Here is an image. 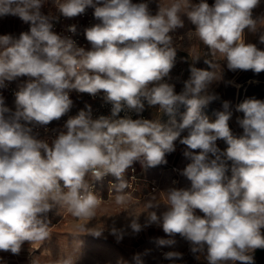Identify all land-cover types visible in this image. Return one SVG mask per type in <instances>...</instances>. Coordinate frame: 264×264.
<instances>
[{
  "label": "clouds",
  "instance_id": "1",
  "mask_svg": "<svg viewBox=\"0 0 264 264\" xmlns=\"http://www.w3.org/2000/svg\"><path fill=\"white\" fill-rule=\"evenodd\" d=\"M44 3L0 0V17L16 16L30 25L19 38L0 35V89L6 82L20 81L14 109L0 95V251L18 254L25 241L50 238L48 213L58 208L78 219L95 218L101 198L90 180L114 176L116 202L124 203L126 170L137 161L145 168L166 164V154L176 150L179 140L190 161L181 175L190 186L167 189L165 210L159 214L154 209L161 202L150 199L145 224L131 215L129 227L139 233L156 224L169 237L158 238L159 247L174 246L179 235L207 264H254L252 254L264 249V100L248 98L236 106L243 114L236 118L242 129L238 137L229 127L230 102H223L214 121L202 108L219 99L211 87L222 79L215 73L217 54L229 71L264 72V51L244 39L246 30L258 31L253 10L260 0H214L212 5L172 0L166 7L160 4L155 15L147 3L133 0H53L65 18L94 9L99 23L85 29L90 50L53 31L59 17L43 14ZM182 16L195 26L211 59L204 61L210 70L190 66V76L177 93L168 82L176 58L170 33L184 27ZM259 42L264 43V33ZM73 90L102 94L111 105L110 115L93 118L91 106L85 105L68 117L62 130H53L58 134L51 144L39 139L36 129L47 131L70 112ZM181 104L187 111L177 121L173 113ZM146 105L171 118L161 123L127 114L140 116ZM218 140L227 147L221 150ZM110 234L119 242L125 229L113 227ZM163 258L175 264L183 254L167 251ZM50 264L75 260L69 255ZM133 264H144L141 254L133 257Z\"/></svg>",
  "mask_w": 264,
  "mask_h": 264
},
{
  "label": "rangeland",
  "instance_id": "2",
  "mask_svg": "<svg viewBox=\"0 0 264 264\" xmlns=\"http://www.w3.org/2000/svg\"><path fill=\"white\" fill-rule=\"evenodd\" d=\"M51 3V0H46ZM192 3H199L200 0H191ZM209 5L214 0H206ZM133 3H139L133 0ZM172 0H154L155 11L159 6H168ZM184 20V27L181 32L184 34L182 44L176 48L175 66L170 75L172 77L169 83L175 85V90L179 93L183 88V82L190 76V66L200 69L210 70L209 66L204 63L205 59H211L209 49L195 35V26L187 19L186 16L181 17ZM253 19L257 20L258 31L252 33L246 30L244 39L248 43L255 44L260 50L264 51V43L259 42V35L264 33V0H260V4L253 10ZM20 22L16 16L0 17V34L14 36V32L19 29ZM193 32L190 36L188 33ZM216 64L215 73L217 77L222 74V79L213 83L212 90L218 94L219 99L211 102L202 108V113L207 115L210 120L216 119V113L223 111L222 104L224 101L230 102V109L233 112L232 118L229 120V127L234 136L242 134V129L236 123L237 116L242 117V113L235 111L236 106L248 98L264 100V72L254 73L253 71H229L226 62L217 54L214 58ZM240 83V86H238ZM187 111L186 105H179L173 116L180 121L182 115ZM150 120L161 121L167 123L171 118L168 114H163V110L156 107H149ZM187 133H182L186 135ZM182 144L179 140L175 142L177 150ZM227 145L222 140L219 144L221 150ZM175 150V151H176ZM174 151V152H175ZM173 152V153H174ZM152 179L161 184L163 193L149 194L145 197L140 190L133 197H127L122 204L115 201L106 202L98 206L95 218L88 220L87 218H76L72 216L66 208H58L48 213L50 238L43 242L25 241L26 248L31 250L33 247L37 249L40 256L41 264H50L51 261L67 256H73L75 264H118V262H126L133 264V257L141 254L144 264H173L172 261L163 258L161 250L179 251L183 254V258L176 260L175 264H207L202 254L197 259L190 251V245L187 241L183 242V238L179 235L175 237L176 244L172 247H159L156 243L158 238H162L163 230L158 227H144L139 233H134L129 224L133 216H139V223L144 225L146 222V212L148 211L146 203L154 198L161 202L159 209H154L159 214L165 210L163 202L166 201L164 192L173 187L169 174L158 168L152 171ZM164 194V195H163ZM153 209H150L151 211ZM88 227V231H102L100 237L93 236L84 232L83 226ZM113 227L125 229V235L122 240L117 242L116 238L110 234ZM153 232L154 237L151 236ZM264 232V230H262ZM168 237L165 236V239Z\"/></svg>",
  "mask_w": 264,
  "mask_h": 264
},
{
  "label": "built area",
  "instance_id": "3",
  "mask_svg": "<svg viewBox=\"0 0 264 264\" xmlns=\"http://www.w3.org/2000/svg\"><path fill=\"white\" fill-rule=\"evenodd\" d=\"M45 0V3L41 9L42 13L45 15H52L59 17L58 21L54 20L53 24V31L64 38H70L73 41H75L76 45L78 47H82L85 50H90L91 44L87 41L85 37V29L88 27L93 26L96 23H99L94 16L93 12L94 9L91 7L86 9V12L80 16H77L75 18H65L63 16H60L58 13L53 0L50 1ZM139 3L144 2L148 4L149 11L151 14L155 15L156 11L154 9L153 0H138ZM19 18V17H18ZM20 26L19 29L14 33L15 38H19V35L21 32H27L29 31L30 25L27 23H24L19 18ZM75 26L76 31L73 33L72 31H69L70 26ZM3 35V34H0ZM6 35V34H4ZM173 37L174 45L178 47L180 44H182L184 40V34L180 31V29H177L175 32L170 33ZM183 37V39H181ZM24 79V78H21ZM20 81H13V82H6V87L0 89V95H2L5 99L6 106L14 109V102H15V92L18 90V84ZM70 99L73 101V106L68 114H66L64 117H62L59 121H53L51 124L47 126V131L44 128L36 129L35 131L38 132V138L39 139H45L50 144L51 141L56 137L58 134V131L53 130H62L63 125L68 119L69 116H75L80 110L85 109V105H90L92 109V116L93 118H98L100 115H110V109L111 105L104 102L102 99V94L98 95L96 97H93L87 93H78L75 90L70 92ZM126 113L121 112L120 116L123 117ZM128 115H131L133 119L136 118H144L149 119V112H148V106H145V110L140 114V116H137L135 112H129ZM168 170H171L174 173V176L172 177V183L174 185H178L179 183V177L178 174L180 173L181 169L180 167L174 165H167L164 166ZM124 180L129 184V187L125 190L126 197H133V195L140 190L141 183H145L147 186V193H157L161 191V186L158 181L147 178L145 176H142L141 170L136 166L132 165L129 169L126 170L124 174ZM118 181L116 178L112 175H106L103 177L102 180L95 181L90 180V184L92 185L93 192L101 198L100 204L115 201L116 202V193L113 190V184L117 183ZM63 208V207H62ZM37 252L36 248H32L31 250H28V259L30 260L29 264H33V254Z\"/></svg>",
  "mask_w": 264,
  "mask_h": 264
},
{
  "label": "crops",
  "instance_id": "4",
  "mask_svg": "<svg viewBox=\"0 0 264 264\" xmlns=\"http://www.w3.org/2000/svg\"><path fill=\"white\" fill-rule=\"evenodd\" d=\"M153 5H154V0H153ZM154 9H155V5H154ZM179 29L181 31V28H179ZM7 34L8 33H6V35ZM148 112H149V107H148ZM221 141L222 140L217 141L218 147H219V144L221 143ZM185 148H186V146L181 145L174 153L172 152L170 154H166V157H165V159L167 161L166 164L171 165V166L176 165V166L180 167V169L182 171L184 169V167L187 165V163L190 162L183 156V152L185 151ZM133 165H136L141 170L142 176H145L147 178H151V176H153L152 171L154 170V168H158V169H162V170L166 171L169 174V179L171 180V184L173 187L181 188V187L190 186V182L184 176L181 175V171L178 174L179 183H178V185H174L172 183V177L174 176V173L171 170H168L167 168H165L164 167L165 164H161L159 166L152 167V168H145V167H142L140 162L137 161V162H134ZM160 186H161V184H160ZM147 191H148V189H147L146 184L141 183L140 192L144 193L145 197H147V196L149 197V194L147 193ZM158 193H163V189L161 188V191L157 192V194ZM153 194H155V193H152V195ZM197 214L202 215V213H199L198 210H197ZM149 227H158V228L162 229V227H160L156 224L149 225ZM151 236L154 237L153 232H151ZM165 236H166V234L163 232L162 238H165ZM183 242H185V240H183ZM28 250H29V248H26V245L23 243L21 246V250L18 254H13L10 251H0V264H29L30 260L28 259ZM252 255L254 258V264H264V249H257L254 251V253ZM33 260L37 261V264H41L40 263V256L38 255L37 252L33 254ZM237 264H240V262H237Z\"/></svg>",
  "mask_w": 264,
  "mask_h": 264
},
{
  "label": "bare ground",
  "instance_id": "5",
  "mask_svg": "<svg viewBox=\"0 0 264 264\" xmlns=\"http://www.w3.org/2000/svg\"><path fill=\"white\" fill-rule=\"evenodd\" d=\"M238 86H240V83H238ZM167 251H169V250H161V252H167Z\"/></svg>",
  "mask_w": 264,
  "mask_h": 264
}]
</instances>
